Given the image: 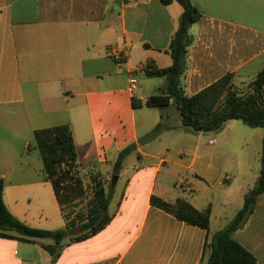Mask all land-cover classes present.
<instances>
[{
    "label": "crops",
    "instance_id": "1",
    "mask_svg": "<svg viewBox=\"0 0 264 264\" xmlns=\"http://www.w3.org/2000/svg\"><path fill=\"white\" fill-rule=\"evenodd\" d=\"M116 1L0 0V183L9 212L32 228L65 227L52 185L43 180L37 130L69 125L82 176L103 168L104 181L119 152L137 145L111 179L113 218L102 232L67 245L55 262L44 249L51 241L0 238V264H200L208 232L153 207L151 197L182 198L198 210L210 209L215 233L243 207L231 220L216 217V191L225 208L235 191L244 199L260 177L261 168L247 159L228 162L218 156L214 140L210 150L201 149L198 140L191 158L181 154L177 160L166 156L167 149L151 150L153 141L142 142L133 101L146 106L165 80L148 79L139 69L148 60L160 68L172 65L166 51L183 9L177 2L122 0L116 11ZM191 1L202 19L189 32L181 79L185 95L194 96L227 74L235 84L249 85L264 69V0ZM131 156L133 163L127 161ZM170 166L181 174L160 178ZM238 179L243 184L231 191ZM235 238L264 264V196Z\"/></svg>",
    "mask_w": 264,
    "mask_h": 264
},
{
    "label": "trees",
    "instance_id": "2",
    "mask_svg": "<svg viewBox=\"0 0 264 264\" xmlns=\"http://www.w3.org/2000/svg\"><path fill=\"white\" fill-rule=\"evenodd\" d=\"M163 5L177 2L183 9L169 49L172 65L160 68L153 60L144 63L139 71L148 79H164L165 86L146 101L147 107L166 109L173 105L180 115V124L195 133L220 131L231 120H240L248 127L264 130V69L249 84L248 92H240L233 83L234 75L227 74L194 96L185 95L181 79L186 71L187 50L191 44L190 28L202 19L201 12L191 0H159ZM133 107H139L133 101ZM158 124L154 132L161 130ZM35 148L43 163V180L50 182L66 222L57 230L32 228L13 216L3 200L4 185L0 183V238L23 243L51 241L44 247L55 262L69 244L83 242L102 232L112 221L109 207L113 198V181L105 184L102 172L92 168L82 176L77 152L69 125L37 130ZM261 153V172L254 187L244 197V205L220 231L210 232V209H196L185 199L168 202L156 196L151 205L186 224L208 232L200 264H258L257 258L240 244L235 236L253 215L260 197L264 196V135ZM136 144L119 152L113 176L120 174L124 160L134 153ZM84 203H86L84 205Z\"/></svg>",
    "mask_w": 264,
    "mask_h": 264
},
{
    "label": "rangeland",
    "instance_id": "3",
    "mask_svg": "<svg viewBox=\"0 0 264 264\" xmlns=\"http://www.w3.org/2000/svg\"><path fill=\"white\" fill-rule=\"evenodd\" d=\"M175 7H180V4L175 3ZM144 76L139 75V79H143ZM159 81V79H156ZM235 88L240 92H248L249 85L236 83L233 81ZM156 94V93H153ZM162 117V118H161ZM136 121L140 139L142 142L153 141L154 144L151 150H155L157 153L163 154V150L167 149L166 156L170 160H177L181 154L184 155L183 159H189L192 156V145L199 141L201 149L210 150L207 147L210 140H214L215 147H217L216 154L221 157H225L227 161L233 159L242 158L247 159V162L251 163L253 167L261 168V153H262V138L264 135L262 128H251L243 124L242 121L231 120L228 121L224 127L213 133H195L190 130H186L180 124V115L175 106L171 108L159 110L158 108H150L147 106H139L136 108ZM40 119H36V126L40 124ZM158 124H162V129L155 132V136L151 137L150 134L154 132ZM167 127V128H165ZM165 147V148H164ZM200 152L204 153V150ZM129 163L135 162V156H131L128 160ZM130 165H127V167ZM172 167V166H170ZM164 168L160 175V178L166 177L173 173L177 178L181 174V170L177 167ZM229 167V166H228ZM99 172L103 171V168H98ZM85 172V171H84ZM89 170L85 172L87 174ZM169 172V174H168ZM83 173V172H82ZM103 175V174H102ZM108 178L105 184L108 185L113 178L112 171L107 175ZM104 178V177H103ZM173 178V177H172ZM243 180L238 179L233 181V185L230 188L231 191H235L238 185H242ZM237 193V191H235ZM232 194L229 198L230 203L225 208L221 205L220 195L216 191L214 198V215L218 217L227 216L234 217V211L243 206L244 199L239 198L237 195ZM230 194V193H228ZM117 199L113 203V208L116 206ZM86 203H84L85 205ZM112 213V208L110 209ZM220 220H214V223H219ZM58 228V227H56ZM56 230V229H55ZM44 243H49V240H43Z\"/></svg>",
    "mask_w": 264,
    "mask_h": 264
},
{
    "label": "water",
    "instance_id": "4",
    "mask_svg": "<svg viewBox=\"0 0 264 264\" xmlns=\"http://www.w3.org/2000/svg\"><path fill=\"white\" fill-rule=\"evenodd\" d=\"M121 5H122V0H117V1H116V7H115V10H116V11H119ZM115 179H117V176L115 177Z\"/></svg>",
    "mask_w": 264,
    "mask_h": 264
},
{
    "label": "built area",
    "instance_id": "5",
    "mask_svg": "<svg viewBox=\"0 0 264 264\" xmlns=\"http://www.w3.org/2000/svg\"><path fill=\"white\" fill-rule=\"evenodd\" d=\"M121 55H122V53H121V54H119V53H115V56H117L118 59H121V58H122ZM131 83H132L133 85H135V84L137 83V81H136L135 79H132V80H131ZM211 143H212V142H211Z\"/></svg>",
    "mask_w": 264,
    "mask_h": 264
}]
</instances>
